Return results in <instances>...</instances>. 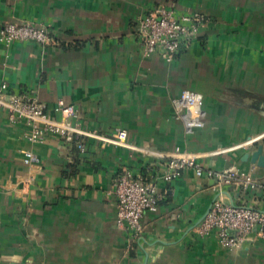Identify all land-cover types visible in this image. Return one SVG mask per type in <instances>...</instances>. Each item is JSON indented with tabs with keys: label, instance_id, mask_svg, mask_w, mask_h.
Segmentation results:
<instances>
[{
	"label": "crops",
	"instance_id": "obj_1",
	"mask_svg": "<svg viewBox=\"0 0 264 264\" xmlns=\"http://www.w3.org/2000/svg\"><path fill=\"white\" fill-rule=\"evenodd\" d=\"M159 5L209 18L172 63L145 54L136 35L138 17ZM7 22L53 37L0 44V82L11 93L34 96L52 119L84 132L113 138L124 129L130 146L164 157L88 136L84 152L52 134L33 143L31 127L0 109V264H264L259 230L235 250L198 235L220 195L213 179L186 170L158 181L169 156L192 154L207 169L258 180L256 192L228 186L222 198L264 212V168L251 161L264 149V0H0V28ZM184 90L204 96L205 126L193 133L172 105ZM60 100L71 117L56 110ZM26 151L40 163L26 165ZM126 170L158 181L161 196L139 238L117 226L109 193Z\"/></svg>",
	"mask_w": 264,
	"mask_h": 264
},
{
	"label": "built area",
	"instance_id": "obj_2",
	"mask_svg": "<svg viewBox=\"0 0 264 264\" xmlns=\"http://www.w3.org/2000/svg\"><path fill=\"white\" fill-rule=\"evenodd\" d=\"M208 21V16L199 11L184 14L176 8L159 5L138 17L136 35L145 54L158 55L172 63L182 49L189 48L198 38ZM48 30L44 26L7 22L0 28V44L6 48L17 42L47 45L53 43ZM57 104L56 110L62 112L65 118L74 114L73 109L67 107L64 101L60 100ZM172 105L178 119L184 124L186 133H193L205 126L206 112L202 94L184 90L172 100ZM0 109L7 112L11 123L24 122L31 127L28 138L33 143L43 142L52 134L76 144L84 152L83 137L88 136L116 146L129 147L134 151L164 157L158 152L130 146L128 132L124 129L116 130L113 138H105L96 132H84L68 120L56 121L52 119L45 104L31 95L11 93L6 82H0ZM24 161L28 166L40 163V159L32 151L25 152ZM186 170H192L197 178L213 179L220 194L198 227L200 237L214 233L221 246L235 250L250 241L255 230L264 234V212L248 205L228 204L222 198L223 190L228 186L256 192L262 187L258 180L240 170L207 169L196 156L180 153L168 157L166 172L158 181L170 183L179 179ZM158 181L146 182L142 177L126 170L117 176L109 192L117 198V226L135 238H139L144 231V215L159 209L161 196Z\"/></svg>",
	"mask_w": 264,
	"mask_h": 264
},
{
	"label": "water",
	"instance_id": "obj_3",
	"mask_svg": "<svg viewBox=\"0 0 264 264\" xmlns=\"http://www.w3.org/2000/svg\"><path fill=\"white\" fill-rule=\"evenodd\" d=\"M264 149L263 146L260 145L258 148L252 153L251 161L254 164H257L259 167L264 168ZM250 154H246L245 158L246 160L249 158ZM205 217V216H204Z\"/></svg>",
	"mask_w": 264,
	"mask_h": 264
},
{
	"label": "trees",
	"instance_id": "obj_4",
	"mask_svg": "<svg viewBox=\"0 0 264 264\" xmlns=\"http://www.w3.org/2000/svg\"><path fill=\"white\" fill-rule=\"evenodd\" d=\"M48 31H49L50 35L52 36V34H51L50 30H48ZM177 55H178V54H177Z\"/></svg>",
	"mask_w": 264,
	"mask_h": 264
}]
</instances>
